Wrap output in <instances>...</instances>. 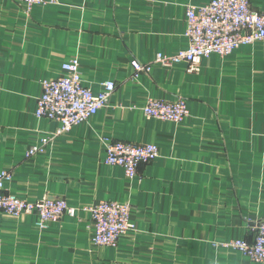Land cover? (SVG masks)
Listing matches in <instances>:
<instances>
[{"label": "crops", "instance_id": "0c3cea01", "mask_svg": "<svg viewBox=\"0 0 264 264\" xmlns=\"http://www.w3.org/2000/svg\"><path fill=\"white\" fill-rule=\"evenodd\" d=\"M213 0H60L28 10L0 0V172L6 192L36 201L62 198L79 209L42 230L35 215L0 211V264H260L217 247L252 242L264 219V42L229 56L187 64L153 63L188 46L187 8ZM264 12V0H251ZM80 61L83 84L101 93L116 84L108 105L56 135L60 124L36 117L42 83ZM188 101L182 123L145 116L150 99ZM48 139L42 153L29 156ZM155 144L159 157L134 179L104 162L106 141ZM131 206L132 229L116 248L92 244L99 202Z\"/></svg>", "mask_w": 264, "mask_h": 264}, {"label": "built area", "instance_id": "2783aa9c", "mask_svg": "<svg viewBox=\"0 0 264 264\" xmlns=\"http://www.w3.org/2000/svg\"><path fill=\"white\" fill-rule=\"evenodd\" d=\"M28 10L36 5L58 4L60 0H14ZM186 38L188 46L175 54L158 53L153 63L131 62L136 73H149L154 63L165 67L186 63L189 74L201 71L203 58L213 54L222 57L233 54L243 46L264 42V12L255 10L251 0H213L209 4L187 8ZM64 75L47 79L42 83V95L38 99L36 117L58 122L56 135H61L97 115L104 109L116 90V84L106 82L104 90L95 94L86 87L81 78L80 61L73 58L63 64ZM148 118L167 122L182 123L189 114L188 101L150 99L142 108ZM48 139L41 146H34L29 156L42 153ZM104 162L124 169L127 178L134 179L141 165L150 164L159 157L155 144H134L106 141ZM13 173L0 172V211L19 218L35 215L37 225L46 230L52 223L64 216L76 217L79 209L71 207L62 198L44 197L28 201L7 193V185L12 182ZM91 217L92 244L95 247L116 248L122 236L133 227L130 222L131 206L127 203L102 201L84 209ZM252 242L234 239L216 244L217 247L241 252L253 262L264 264V219L252 227Z\"/></svg>", "mask_w": 264, "mask_h": 264}]
</instances>
